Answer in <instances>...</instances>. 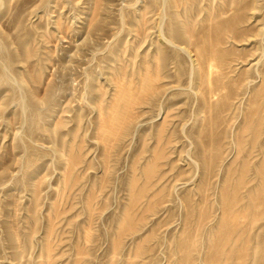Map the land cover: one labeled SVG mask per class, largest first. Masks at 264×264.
<instances>
[{
	"label": "rangeland",
	"instance_id": "obj_1",
	"mask_svg": "<svg viewBox=\"0 0 264 264\" xmlns=\"http://www.w3.org/2000/svg\"><path fill=\"white\" fill-rule=\"evenodd\" d=\"M231 15L203 76L195 38ZM263 78L264 0H0V264H208L231 198L215 264H264Z\"/></svg>",
	"mask_w": 264,
	"mask_h": 264
},
{
	"label": "bare ground",
	"instance_id": "obj_2",
	"mask_svg": "<svg viewBox=\"0 0 264 264\" xmlns=\"http://www.w3.org/2000/svg\"><path fill=\"white\" fill-rule=\"evenodd\" d=\"M237 2V1H236ZM233 3H235V2H233ZM238 4V3H237ZM245 4V3H244ZM239 5V4H238ZM246 5V4H245ZM237 6V5H236ZM234 9H235V7H234ZM233 12H235V10L233 11ZM237 13H238V11H236ZM236 13V14H237ZM235 15V14H234ZM232 17H230V18H227V19H224V20H221V21H219V22H217V23H213V25L212 26H210L211 27V29H206L207 30V32H205L204 30V32L203 33H201L200 32V35H198V37L197 38H195V40H196V43L195 44H193L195 47H196V53H197V60H199V61H197V63L199 62L202 66H206V68L207 69H205L204 67H202V69H204V70H207V72L206 71H200V72H203V76H205V73L207 74V75H209V73L210 74H212L213 73V68H212V66L215 64L214 62H217V64H216V66H217V68H219L220 66H218L219 65V63L218 62H220L221 63V67H222V65H223V67H224V64H222V62H223V60H224V62L225 63H227L226 61H225V59L224 58H226L225 56L226 55H229V52L230 51H228L227 49L226 50H223V48L220 46V44H222V42H223V39H224V37H225V35L224 34H226L227 32H236V31H234L235 30V28L236 29H238L237 27H236V21H237V19H236V17L238 16V14H237V16L235 17V16H233V15H231ZM240 17V16H239ZM242 17V16H241ZM244 18V17H243ZM239 19V18H238ZM241 19V18H240ZM217 20V19H216ZM215 20V21H216ZM215 21H212V22H215ZM240 21V20H239ZM238 22V21H237ZM241 22V21H240ZM211 23V22H210ZM209 24V23H208ZM207 25V24H206ZM210 25V24H209ZM186 27V26H185ZM206 27V26H205ZM168 28H170V27H168ZM187 28V27H186ZM204 28V27H203ZM239 30V29H238ZM169 31V30H168ZM171 31V30H170ZM189 31V30H188ZM181 32H184V31H182V29H181V31H178V32H176L177 33V35H180V34H182ZM241 32V31H240ZM239 32V33H240ZM190 33V32H189ZM192 33V32H191ZM197 33H199V32H197ZM238 33V32H237ZM196 34V33H195ZM194 34V35H195ZM188 35V34H187ZM191 35V34H190ZM227 35V34H226ZM237 34H235V37L234 38H236L237 36H236ZM170 36V35H169ZM197 36V35H196ZM228 36V35H227ZM239 36H240V34H239ZM172 37V36H171ZM191 37H192V35H191ZM191 37H190V39H191ZM230 38V37H229ZM225 40V39H224ZM175 41V40H174ZM191 41H192V39H191ZM190 41V42H191ZM192 45V46H193ZM223 45V44H222ZM183 47V46H182ZM195 47H193V48H195ZM160 48V47H159ZM182 49V48H181ZM184 49H186V48H184ZM228 51V53L225 55V53ZM232 51V50H231ZM195 53V54H196ZM231 53V52H230ZM232 54V53H231ZM230 54V55H231ZM158 56H159V52H158ZM157 56V57H158ZM233 56V55H232ZM196 59V58H195ZM228 61V60H227ZM213 62V63H212ZM223 62V63H224ZM198 63V64H199ZM196 65V64H195ZM215 66V65H214ZM226 66V65H225ZM200 67V68H201ZM199 67H198V65H197V69H198ZM202 69H200V70H202ZM219 70H221V69H219ZM216 71V70H215ZM222 71V70H221ZM152 72V71H151ZM220 72V71H219ZM223 72V71H222ZM221 72V73H222ZM158 73V72H157ZM216 73V72H215ZM156 75H158V74H156ZM224 75V74H223ZM146 76V75H145ZM151 76V80L152 81H155V80H153V77H152V75L151 74H149L148 75V77L147 78H149ZM159 76H160V74H159ZM201 76H202V74H201ZM211 77H213V76H211ZM226 77V76H225ZM202 78V77H201ZM224 78V77H223ZM144 79V78H143ZM150 79V78H149ZM203 79V78H202ZM213 78H211V80H212ZM225 79V78H224ZM223 79V80H224ZM264 79V78H263ZM147 80V79H146ZM209 80V79H208ZM214 80L215 81H213V83H215V85H212V86H214V87H216V89H217V91H219L218 89H221V88H223L222 86H223V80H222V76L220 75V74H216L215 75V78H214ZM226 80V79H225ZM119 81V80H118ZM117 81V82H118ZM143 81V80H142ZM148 82H149V80H147ZM234 81V80H233ZM144 82V81H143ZM202 82H204V81H202ZM237 82H239V81H237ZM123 83V82H122ZM147 83V82H146ZM150 83H155V82H150ZM232 83V82H231ZM233 84V83H232ZM122 85V84H121ZM121 85H119L118 84V86L120 87ZM127 85H129V83L127 84ZM152 85V86H151ZM150 86L152 87V89L153 88H155L156 86L155 85H157V84H151ZM154 85V86H153ZM208 85H209V83H208ZM117 86V87H118ZM123 86V85H122ZM147 87V86H146ZM204 87V86H203ZM226 87V86H225ZM224 87V88H225ZM121 88V87H120ZM120 88H118V89H120ZM157 88V87H156ZM209 88V89H208ZM208 88H206L208 91H206V92H208V97H209V99H210V97H211V94L213 95V94H216V89L214 88V90H212V88H210V87H208ZM223 88V89H224ZM228 88H229V86H228ZM233 88V87H232ZM263 88H264V86H263ZM135 89H137V88H135ZM143 89V88H142ZM147 90L148 89H151V88H149V86H148V88H146ZM205 89V88H204ZM203 89V90H204ZM237 90H238V88H236ZM122 90V95L120 94V92L118 93L120 96H122V103L120 104L119 103V101L120 100H118V103H116L117 105L118 104H120L121 105V107L120 108H118V107H116V104H115V107L112 109L113 111H111V114H109V115H111L109 118H104L103 119V122L101 121V130H102V128H103V134H105V135H103V136H107V135H109L110 134V136L112 135L113 136V134H115V136H117L116 135V132L117 131H119V133H120V129L122 128V127H125V124H126V122L129 120H132V119H130V118H133L132 116H134V113H133V106H135L134 104H136L137 102L138 103H140L139 102V100H142V98L140 97V96H142V95H137V94H134V93H136V92H134V89H133V91L131 92L130 91V89L129 88H125V85H124V88H122L121 89ZM121 90H117V91H121ZM202 90V91H203ZM263 90V89H262ZM261 90V91H262ZM142 91V90H141ZM150 91V90H149ZM153 91H155L154 89H153ZM221 91H222V89H221ZM235 91V90H234ZM134 92V93H133ZM138 92V91H137ZM224 92V91H223ZM226 93H228L227 92V90L225 91ZM236 92V91H235ZM146 93H148V92H146ZM234 93V92H233ZM233 93H232V95H233ZM238 93V92H237ZM116 94H117V92H116ZM138 94H140V93H138ZM150 94V92L147 94V95H149ZM224 94V93H223ZM235 94V93H234ZM143 95H146V94H143ZM146 95V96H147ZM205 94H204V91H203V96H204ZM206 95V96H207ZM220 95H222V93L220 94L219 93V97H222V96H220ZM230 95H231V93L229 92L228 94H227V96H226V94H224V96H225V98H227L228 96H229V99H230ZM232 95H231V97H232ZM145 96V97H146ZM223 96V97H224ZM258 96V95H257ZM143 97V96H142ZM222 97V98H223ZM141 98V99H140ZM206 98V97H205ZM224 98V99H225ZM254 98H256V97H254ZM114 99H116V98H114ZM114 99H113V101H114ZM214 99V98H213ZM218 99V98H217ZM205 100H207V98L205 99ZM215 100V99H214ZM211 101V100H210ZM213 101V100H212ZM115 102H117V101H115ZM226 100H225V104H226ZM254 102V101H253ZM114 103V102H113ZM137 103V104H138ZM216 103V102H215ZM207 104V103H206ZM213 104H214V101H213ZM228 104V103H227ZM226 104V105H227ZM254 104V103H253ZM256 104V103H255ZM114 105V104H113ZM208 105V104H207ZM210 105H211V102H210ZM111 106H112V103H111ZM213 106V105H212ZM228 106V105H227ZM207 107V106H206ZM215 107V106H214ZM253 108H254V106H253ZM252 108V109H253ZM114 109H115V111H114ZM135 109V108H134ZM208 109V108H207ZM210 110H211V106H210V108H209ZM212 110H213V108H212ZM135 111V110H134ZM209 111V110H208ZM252 111V110H251ZM257 111V110H256ZM110 112V111H109ZM113 112V113H112ZM212 112H214V111H212ZM213 114V113H212ZM215 114H217V113H215ZM219 114V113H218ZM217 114V115H218ZM211 115V114H210ZM250 116V115H249ZM102 117H104V115L102 116ZM107 117H108V115H107ZM212 117V116H211ZM210 117V118H211ZM218 117V116H217ZM216 117V118H217ZM261 117V116H260ZM263 117V116H262ZM219 118V117H218ZM135 119V118H134ZM263 119V118H262ZM250 120V119H249ZM128 121V122H129ZM260 122H262V120H261V118H260V120H259ZM258 121V122H259ZM216 122V121H215ZM259 122V123H260ZM246 123V122H245ZM244 123V124H245ZM263 123H264V121H263ZM210 124V123H209ZM211 124H212V122H211ZM258 124V123H257ZM127 125V124H126ZM246 125V124H245ZM210 126H212V125H210ZM246 126H248L249 127V124H247ZM258 125H256V127H257ZM260 127H262V126H260ZM213 128V127H212ZM245 128V127H244ZM124 129V128H123ZM248 129V128H247ZM210 130H212V129H210ZM245 130H246V128L244 129V132H245ZM249 130V129H248ZM252 131H253V129H252ZM257 131H259V130H257ZM261 131V130H260ZM124 132V131H123ZM210 132V131H209ZM118 133V132H117ZM255 133V132H254ZM253 133V134H254ZM107 134V135H106ZM212 134H213V131H212ZM214 134H215V132H214ZM213 134V135H214ZM242 134V133H241ZM122 135V134H121ZM256 135V134H255ZM258 135V134H257ZM112 136H111V138L109 139V141H111V139H112ZM242 136V135H241ZM250 136V135H249ZM254 136V135H253ZM108 137V136H107ZM118 137V136H117ZM213 137V136H212ZM214 137H215V135H214ZM243 137V136H242ZM257 137V136H256ZM211 138V137H210ZM209 138V139H210ZM239 138V137H238ZM246 138V137H245ZM105 139H106V137H105ZM116 139V138H115ZM114 139V140H115ZM214 139V138H213ZM213 139H212V142H213ZM247 139V138H246ZM258 139V138H257ZM107 140V139H106ZM211 140V139H210ZM239 140H240V138H239ZM254 140V139H253ZM113 141V140H112ZM238 141V140H237ZM243 141V140H242ZM212 142L210 143V144H212ZM255 142V141H254ZM209 144V143H208ZM209 144V145H210ZM256 144V143H255ZM214 145H215V143H214ZM243 145V144H242ZM253 145V144H252ZM218 146V145H217ZM214 147V146H213ZM212 147V148H213ZM216 147V146H215ZM219 147V146H218ZM218 147H217V149H218ZM211 148V147H210ZM220 149V148H219ZM214 150V149H213ZM215 152V151H214ZM219 152V153H218ZM217 158L219 157V155L218 154H221L220 153V151L219 150H217ZM209 155H210V153H209ZM213 156L215 155V153L214 154H212ZM210 157H212V156H210ZM216 157V156H215ZM74 158H75V156H74ZM73 158V159H74ZM76 160H77V158H75ZM76 160H73V162L74 161H76ZM245 165V164H244ZM249 167V166H248ZM262 167V169H263V165L261 166ZM246 168V167H245ZM208 170V169H207ZM247 170V169H246ZM261 171H263L264 172V170H261ZM263 175H264V173H263ZM262 178H264V177H262ZM261 178V179H262ZM241 179H243V178H241ZM262 181V180H261ZM263 184V183H262ZM261 185V184H260ZM262 186V185H261ZM227 187H229V186H227ZM262 187H264V185L262 186ZM262 187H261V189H262ZM225 189H227V188H224V191H225ZM230 189V188H229ZM234 189V188H233ZM264 189V188H263ZM263 189L261 190V191H263ZM258 190V189H257ZM223 191V192H224ZM227 191V190H226ZM225 191V192H226ZM236 191L238 192V190L236 189ZM261 191H259V195H258V192L256 193L257 195H256V198H254L255 199V202L253 203V198H252V203H253V206L255 205V204H258V206L260 205V203L263 201V199H264V194L261 192ZM228 192V191H227ZM233 192H234V190H233ZM261 192V193H260ZM264 192V191H263ZM235 193V192H234ZM225 193H223V195H224ZM239 194V193H238ZM253 194V193H252ZM230 195V194H229ZM234 196H236L237 197V195L236 194H233ZM251 195V194H250ZM225 196V195H224ZM233 196V197H234ZM134 197H135V195H134ZM133 197V198H134ZM253 197H255V196H253ZM136 198V197H135ZM241 198V197H240ZM137 199V198H136ZM242 199V198H241ZM240 199V200H241ZM135 200V199H134ZM136 201V200H135ZM225 201L227 202V200L225 199ZM237 202H240L239 201V199H237L236 200ZM242 201V200H241ZM251 201V200H250ZM236 205V202H235V198L234 199H232L231 198V200H229L228 201V203H226L225 204V206L227 205V207H225L226 209H225V211H227L225 214H227L226 216H225V220L224 219H222V220H224V221H222L223 223H221L220 225H221V227H220V232H219V235H220V237H219V239H218V242L217 243H215V245H214V249L213 250H211L210 251V253L208 254V257H207V263L208 264H215L216 263V259H217V256H218V254H219V252L220 251H222L221 249L223 248V247H225L224 245L225 244H227L228 242H226L225 244H224V242H225V240L227 239V240H229L230 238L229 237H227V236H229V234H230V232L232 233L234 230H235V227L237 228L238 226L237 225H239L240 223H238L239 221H238V217H240L241 215H242V217H244L243 216V214H242V212H240L239 210L238 211H234L233 210V207ZM240 204V203H239ZM249 204V203H248ZM261 204H264V203H261ZM248 206V205H247ZM257 206V205H256ZM263 207V208H262ZM260 209L264 212V206H262ZM238 208V207H237ZM247 208V207H246ZM236 209V208H235ZM243 210V209H242ZM249 210V209H248ZM257 210V209H256ZM261 210H259V211H261ZM254 211H255V209H254ZM258 211V212H259ZM261 211V212H262ZM200 212V211H199ZM246 213V212H248L247 210L245 211H243V213ZM257 212V213H258ZM262 212V213H263ZM204 213V212H203ZM262 213L261 214H259V216L258 215H256V213L254 214V215H256L255 217L257 218V216H258V218L260 217V215L262 216ZM224 214V215H225ZM241 214V215H240ZM253 214H252V216H253ZM245 215V214H244ZM263 215H264V213H263ZM130 218H131V216H129ZM242 217H241V219H242ZM130 218H127V221H129L128 219H130ZM257 218V219H258ZM246 219V218H245ZM251 220H256V219H251ZM131 221H132V219H131ZM221 222V221H220ZM248 222V221H247ZM252 222V221H251ZM132 223V222H131ZM126 224V223H125ZM124 224V225H125ZM129 224H130V222H129ZM133 224V223H132ZM131 224V225H132ZM219 225V226H220ZM127 226V225H126ZM122 227V226H121ZM123 228V227H122ZM124 229H126V228H124ZM123 229V230H124ZM219 229V228H218ZM233 230V231H232ZM236 230H238V229H236ZM235 232V231H234ZM242 233V232H241ZM233 234V233H232ZM186 234H184V238L180 241V246L179 247H181L182 249L183 248H186L187 246H189V244L190 243H188L189 242V237L186 235ZM216 235H218V234H216ZM241 235V234H240ZM230 236H231V234H230ZM215 241V240H214ZM224 244V245H223ZM246 246V245H245ZM245 248V247H244ZM223 250H224V248H223ZM244 250V249H243ZM245 251V250H244ZM256 252H257V250H255ZM246 252H248L247 250H246ZM256 252H255V254H256ZM263 252H264V250H263ZM241 255H243V254H245L244 252H241L240 253ZM240 254H237V256H239ZM186 256L184 257V258H186L187 256H189L188 254H185ZM246 255V254H245ZM248 256V255H247ZM263 257H264V255H262ZM241 257H239L238 259H240ZM246 258V257H245ZM188 259V258H187ZM264 258H262V260H263ZM242 260V259H241ZM261 260V261H262ZM260 261V262H261ZM217 262H218V260H217ZM240 262V261H239ZM241 262H244V260L243 261H241ZM240 262V263H241ZM263 262V261H262ZM264 263V262H263ZM218 264V263H217ZM239 264V263H238ZM241 264H244V263H241ZM260 264H262V263H260Z\"/></svg>",
	"mask_w": 264,
	"mask_h": 264
}]
</instances>
